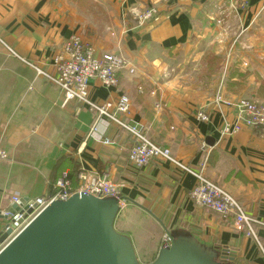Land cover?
I'll return each mask as SVG.
<instances>
[{
	"label": "crops",
	"instance_id": "crops-1",
	"mask_svg": "<svg viewBox=\"0 0 264 264\" xmlns=\"http://www.w3.org/2000/svg\"><path fill=\"white\" fill-rule=\"evenodd\" d=\"M150 8L157 19L140 22ZM75 35L97 58L123 60L119 86L93 79L89 99L126 95L128 115L98 120L50 81L62 44ZM219 90L264 103V0H0V147L8 156L0 159V230L10 222L2 212L13 210V196H49L65 173L79 187L83 172L89 180L107 176L109 186L162 222L121 203L115 228L132 239L141 263L157 258L166 228L226 250L227 264H264V129L223 136V125L238 115L214 102ZM203 108L210 122L197 119ZM130 127L193 173L160 159L134 166ZM200 171L259 221L251 236L234 215L193 201Z\"/></svg>",
	"mask_w": 264,
	"mask_h": 264
},
{
	"label": "built area",
	"instance_id": "built-area-1",
	"mask_svg": "<svg viewBox=\"0 0 264 264\" xmlns=\"http://www.w3.org/2000/svg\"><path fill=\"white\" fill-rule=\"evenodd\" d=\"M157 17V10L150 8L139 15L138 20L145 22L152 19L156 20ZM122 63L123 60L115 55H108L102 59L97 58L94 48L84 43L80 37L75 35L62 44L59 53L54 59V72L49 79L64 92L66 102L78 101L85 103L98 120L104 118L118 120L119 117L130 113L132 108L130 98L123 95L115 102L106 101L101 104L92 102L89 99V84L91 80L98 79L107 88H117L120 83L118 73L122 67ZM42 74L41 71L38 72V75ZM214 102L234 109L239 114V123H225L223 125L221 129L223 136L236 135L244 127L251 130L264 129V103H257L243 98L233 101L231 98L226 97L221 90L215 95ZM197 119L200 122L207 123L210 122L211 117L208 115L206 109L203 108L197 112ZM129 131L134 138V145L130 150L129 160L134 166L140 168L146 167L153 161L160 159L173 162L184 171L193 173L191 169L175 160L170 149L152 142L142 130L130 127ZM92 132L96 134L97 128L93 127ZM102 141L106 145L113 144V141L109 138L102 137ZM7 158V153L0 147V159ZM194 174L197 178V185L191 193L193 201L198 206L208 208L224 218L234 215L239 229L251 236L253 234L252 226L259 223V221L254 219L253 216L248 215L229 193L207 180L201 171L194 172ZM78 177L82 184L75 188L68 174L65 173L56 182L53 194L36 200L38 207L26 218L20 215L16 219L17 225L12 230V234L9 235L8 240L20 233L34 217L53 201H66L74 194L81 192L100 198L117 197L119 193L116 188L109 186L107 176L89 180L90 177L82 172ZM88 180L89 184H86ZM20 201L19 195L16 194L12 197V203L17 204ZM2 216L9 219L13 218V215L9 211L2 212ZM163 242V247L171 244V239L167 234L164 235ZM228 255L230 254L228 253Z\"/></svg>",
	"mask_w": 264,
	"mask_h": 264
},
{
	"label": "water",
	"instance_id": "water-1",
	"mask_svg": "<svg viewBox=\"0 0 264 264\" xmlns=\"http://www.w3.org/2000/svg\"><path fill=\"white\" fill-rule=\"evenodd\" d=\"M122 202L145 210L162 225L148 209L119 193L100 198L81 192L53 201L8 240L16 219L38 207L36 201L21 200L9 210L13 218L4 217L10 222L0 230V264H143L132 239L115 228ZM165 232L171 244L150 264H227L226 250L208 247L185 232Z\"/></svg>",
	"mask_w": 264,
	"mask_h": 264
},
{
	"label": "rangeland",
	"instance_id": "rangeland-1",
	"mask_svg": "<svg viewBox=\"0 0 264 264\" xmlns=\"http://www.w3.org/2000/svg\"><path fill=\"white\" fill-rule=\"evenodd\" d=\"M143 14V13H142ZM139 15H141V14H139ZM138 15V16H139ZM216 95V94H215ZM226 96V95H225ZM215 97V96H214ZM227 97V96H226ZM241 99V98H240ZM243 99H248V98H243ZM231 100H233V101H235V100H239V98H231ZM248 100H250V99H248ZM251 101H253V100H251ZM253 102H256V101H253ZM257 103H262V102H257ZM237 115H238V123H239V121H240V119H239V114H238V112L236 111V110H234V109H232ZM209 115V114H208ZM210 116V115H209ZM244 128H247V127H244ZM247 129H249V128H247ZM251 130V129H250ZM260 130H262V128H260V129H257V131H260ZM253 131H256V130H253ZM241 132V131H240Z\"/></svg>",
	"mask_w": 264,
	"mask_h": 264
},
{
	"label": "trees",
	"instance_id": "trees-1",
	"mask_svg": "<svg viewBox=\"0 0 264 264\" xmlns=\"http://www.w3.org/2000/svg\"><path fill=\"white\" fill-rule=\"evenodd\" d=\"M68 176H70L69 174H68ZM69 179H70V177H69ZM71 180V179H70Z\"/></svg>",
	"mask_w": 264,
	"mask_h": 264
}]
</instances>
